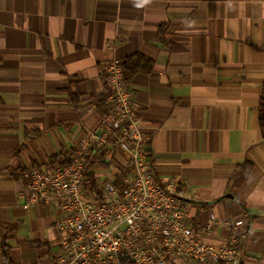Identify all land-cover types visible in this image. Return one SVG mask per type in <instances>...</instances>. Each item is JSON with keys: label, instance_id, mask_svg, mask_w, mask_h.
Instances as JSON below:
<instances>
[{"label": "crops", "instance_id": "0c3cea01", "mask_svg": "<svg viewBox=\"0 0 264 264\" xmlns=\"http://www.w3.org/2000/svg\"><path fill=\"white\" fill-rule=\"evenodd\" d=\"M137 54L155 63L126 77L157 179L190 190L194 228L241 222L242 264H264V0H0V264L6 238L12 264H53L61 213L24 207V174L63 164L53 161L99 130L103 70ZM108 161L89 174L113 182L130 165L116 151ZM247 162L248 180L232 188ZM231 235L220 227L203 240L222 245Z\"/></svg>", "mask_w": 264, "mask_h": 264}, {"label": "built area", "instance_id": "2783aa9c", "mask_svg": "<svg viewBox=\"0 0 264 264\" xmlns=\"http://www.w3.org/2000/svg\"><path fill=\"white\" fill-rule=\"evenodd\" d=\"M126 74L122 61L105 66L109 112L97 132L84 135L68 163H47L24 174V207L45 205L61 213L53 264H242L248 236L241 222L211 218L204 228H194L184 203L191 201L190 190L180 181L157 179ZM107 145L106 153L98 150ZM114 151L132 168L125 190L107 179L97 181V191L87 190L89 159L108 161ZM220 227L232 230L229 242L203 240Z\"/></svg>", "mask_w": 264, "mask_h": 264}, {"label": "trees", "instance_id": "16d2710c", "mask_svg": "<svg viewBox=\"0 0 264 264\" xmlns=\"http://www.w3.org/2000/svg\"><path fill=\"white\" fill-rule=\"evenodd\" d=\"M162 34L164 35V29L162 30ZM124 65L127 75H129L130 78L139 73L151 74L155 68V63L152 60H149L148 58L139 54L129 57L125 61ZM76 98L77 97L74 96V101H76ZM106 100L107 98L101 99V104L99 109L103 118L106 117L109 112V106L105 104ZM257 111H258L259 125L264 139V82L261 87L260 103ZM53 162L68 163L69 160H66L65 162L63 161L61 162V160L57 157L56 160ZM97 167H100L105 170L110 169L112 167V163L109 161H105L103 159L90 158L88 162V169L94 170ZM252 171H253V165L249 162L238 166L233 176L232 188L234 189L240 188L248 180ZM131 172H132V168L130 165L122 169V172L121 173L119 172L120 174L117 172L114 178L115 187H117L121 191H124L126 188V185L124 184V177L131 174ZM96 184H97V177L95 176V174L94 173L89 174L85 183L86 189L97 191ZM9 228L11 231H14L17 227L9 226ZM6 241L7 238L5 239V242L2 246L3 257L5 260V264H12L10 259V247L9 245L6 244Z\"/></svg>", "mask_w": 264, "mask_h": 264}]
</instances>
